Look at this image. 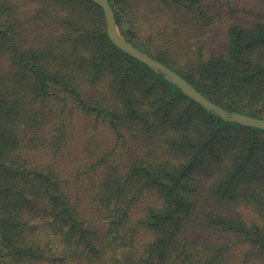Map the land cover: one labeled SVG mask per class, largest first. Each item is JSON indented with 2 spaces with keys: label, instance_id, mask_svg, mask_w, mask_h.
Instances as JSON below:
<instances>
[{
  "label": "trees",
  "instance_id": "obj_1",
  "mask_svg": "<svg viewBox=\"0 0 264 264\" xmlns=\"http://www.w3.org/2000/svg\"><path fill=\"white\" fill-rule=\"evenodd\" d=\"M210 1L109 0L133 44L264 117V11L211 47ZM0 264H264V130L117 47L94 0H0Z\"/></svg>",
  "mask_w": 264,
  "mask_h": 264
},
{
  "label": "water",
  "instance_id": "obj_2",
  "mask_svg": "<svg viewBox=\"0 0 264 264\" xmlns=\"http://www.w3.org/2000/svg\"><path fill=\"white\" fill-rule=\"evenodd\" d=\"M94 1L102 7L105 15L107 35L117 47L145 63L152 70L163 76L164 79L176 85L184 94L198 102L206 111L210 112V114H214L228 122L239 123L264 130V117L252 116L243 112L231 110L212 101L179 72L133 44L122 34L109 0Z\"/></svg>",
  "mask_w": 264,
  "mask_h": 264
},
{
  "label": "rangeland",
  "instance_id": "obj_3",
  "mask_svg": "<svg viewBox=\"0 0 264 264\" xmlns=\"http://www.w3.org/2000/svg\"><path fill=\"white\" fill-rule=\"evenodd\" d=\"M209 4L211 10L214 13L213 25L211 26L207 36V42L211 47H223L225 45L226 30L232 21H253L257 18V13L264 11V0H213L210 1ZM152 25L153 24L150 22V24L146 26L148 30L147 32H149V28ZM83 124L84 121L79 119L72 127V138L76 139V142L71 145L72 158L69 160H60V162H58V166L61 169H68L72 165L79 163H75L74 161V158H76L80 152V147L78 144H80L81 140L86 139L87 135L90 134V132L86 133V130L83 129ZM106 136L112 137V134L100 128L96 139L99 141ZM79 208L88 215L95 214L94 209L91 208L90 202L87 199H85L83 203L80 204ZM241 211L248 219L257 218L255 212L248 208H241ZM218 240L223 241L225 239L218 235Z\"/></svg>",
  "mask_w": 264,
  "mask_h": 264
}]
</instances>
